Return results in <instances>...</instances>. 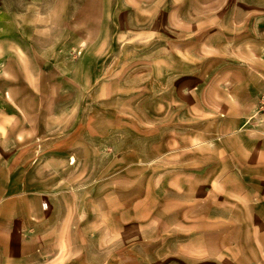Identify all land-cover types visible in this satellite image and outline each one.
Instances as JSON below:
<instances>
[{
	"label": "rangeland",
	"instance_id": "obj_1",
	"mask_svg": "<svg viewBox=\"0 0 264 264\" xmlns=\"http://www.w3.org/2000/svg\"><path fill=\"white\" fill-rule=\"evenodd\" d=\"M258 32L264 0H0L5 213L57 264H264L263 95H226Z\"/></svg>",
	"mask_w": 264,
	"mask_h": 264
},
{
	"label": "crops",
	"instance_id": "obj_2",
	"mask_svg": "<svg viewBox=\"0 0 264 264\" xmlns=\"http://www.w3.org/2000/svg\"><path fill=\"white\" fill-rule=\"evenodd\" d=\"M259 31H262V28H259ZM258 36L260 39L259 49L256 51L259 54L258 58L255 61L250 52V60L244 67L246 71L244 79L236 80L234 76L235 78L229 80L226 90L230 109L241 118L243 125H247L257 112L256 104L260 93L264 95V39L260 32ZM254 153L264 162V145L254 149ZM20 202V199L0 200V264H57L53 259V252L47 258L42 247L37 245L40 237L35 232L28 233L25 228H18V221L14 216L5 213L7 207ZM45 257L48 260H44Z\"/></svg>",
	"mask_w": 264,
	"mask_h": 264
},
{
	"label": "built area",
	"instance_id": "obj_3",
	"mask_svg": "<svg viewBox=\"0 0 264 264\" xmlns=\"http://www.w3.org/2000/svg\"><path fill=\"white\" fill-rule=\"evenodd\" d=\"M262 99L264 100V95H263V98Z\"/></svg>",
	"mask_w": 264,
	"mask_h": 264
}]
</instances>
